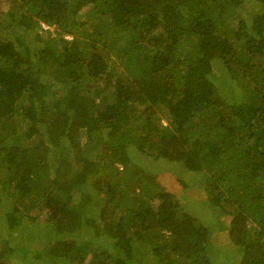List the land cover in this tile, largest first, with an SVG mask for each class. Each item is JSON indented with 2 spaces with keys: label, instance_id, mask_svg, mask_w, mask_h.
Segmentation results:
<instances>
[{
  "label": "trees",
  "instance_id": "trees-1",
  "mask_svg": "<svg viewBox=\"0 0 264 264\" xmlns=\"http://www.w3.org/2000/svg\"><path fill=\"white\" fill-rule=\"evenodd\" d=\"M1 1L0 264H212L219 233L236 264H264V0ZM151 158L227 229L188 213Z\"/></svg>",
  "mask_w": 264,
  "mask_h": 264
},
{
  "label": "rangeland",
  "instance_id": "rangeland-1",
  "mask_svg": "<svg viewBox=\"0 0 264 264\" xmlns=\"http://www.w3.org/2000/svg\"><path fill=\"white\" fill-rule=\"evenodd\" d=\"M8 1H4L3 3H6ZM0 3L2 1L0 0ZM2 3V4H3ZM7 6L9 5L6 4ZM252 5L255 7V3H252ZM4 8V5H2ZM1 8V7H0ZM245 8L248 9V7L245 5ZM240 8L239 13L242 17L246 16L247 10ZM42 31L39 32L40 36L43 39L46 38H52L54 37V34H52V28H49V32H46V28L44 25H41ZM16 34L20 37H22L21 31H16ZM225 84H230L229 79H223ZM51 90V88H50ZM163 124H166L165 120H163ZM146 165L150 166L152 168L151 170L155 171V180L165 189V191L177 196L179 199V202L181 205L185 206V210L192 214L193 216L200 215V218L203 220V218L206 220V224L210 226H215V230H218L219 227H223V229H219L221 231H225L228 227V219L223 218L220 219L217 212H212L208 208H204L201 206V204L205 201L203 197V192L196 183H192L189 188H185L181 185L179 179H184L186 181H190V177L183 173L182 170L177 169L174 172L171 171V165L167 163L164 160H154V159H147L145 161ZM192 182V181H191ZM190 182V183H191ZM137 193V191H135ZM185 195V196H184ZM186 197V200H184ZM190 202H188V201ZM187 201V202H186ZM10 203V197L6 196L1 191L0 187V225L2 223V216H3V207L5 208ZM188 203V204H187ZM74 207H76V210L80 211L82 213V216L84 218H90V213H92L91 207L96 204L94 201L93 203L89 205H85L78 199L77 196H74ZM187 204V205H186ZM97 221V217L94 215L93 217ZM199 218V219H200ZM217 219L220 220V222L217 221ZM220 224V225H219ZM1 229V226H0ZM33 227H29L27 223L22 224V232L14 233V237L19 240L18 243L22 246L31 247L34 244V235H33ZM45 232V239L48 240L51 238V235L53 234L51 232V228L47 227L44 229ZM105 247V246H104ZM211 252L208 253V256L211 260L212 264H236L239 261L238 255L233 252V247L230 245L227 234L224 236L222 233H219L218 237L215 238L212 248H210ZM150 252V251H149ZM12 264H17L14 260ZM127 264H154L153 257L151 253L144 254L143 252L135 251L134 258L132 261L127 262Z\"/></svg>",
  "mask_w": 264,
  "mask_h": 264
},
{
  "label": "clouds",
  "instance_id": "clouds-1",
  "mask_svg": "<svg viewBox=\"0 0 264 264\" xmlns=\"http://www.w3.org/2000/svg\"><path fill=\"white\" fill-rule=\"evenodd\" d=\"M46 29H48V28H46Z\"/></svg>",
  "mask_w": 264,
  "mask_h": 264
}]
</instances>
